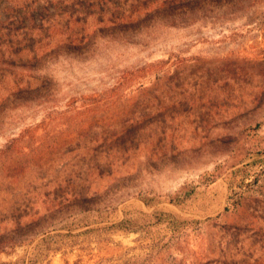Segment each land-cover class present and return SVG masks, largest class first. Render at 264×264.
Here are the masks:
<instances>
[{
    "label": "rangeland",
    "instance_id": "obj_1",
    "mask_svg": "<svg viewBox=\"0 0 264 264\" xmlns=\"http://www.w3.org/2000/svg\"><path fill=\"white\" fill-rule=\"evenodd\" d=\"M45 6L0 0V98L27 75L51 87L0 117V264H264V0L54 49L35 74L12 54L40 45L34 23L60 24L38 32L47 51L80 27L66 2ZM98 146L124 152L102 158L117 175L78 186L96 190L90 210L16 225Z\"/></svg>",
    "mask_w": 264,
    "mask_h": 264
},
{
    "label": "trees",
    "instance_id": "obj_2",
    "mask_svg": "<svg viewBox=\"0 0 264 264\" xmlns=\"http://www.w3.org/2000/svg\"><path fill=\"white\" fill-rule=\"evenodd\" d=\"M47 1L49 0H33L35 9L42 8L46 12H51L45 6ZM241 1L245 0H56V4L61 5L66 2V5L72 8L71 11L68 10L69 15L64 19L65 25L71 29L80 26L78 33H73L64 38L54 35L52 38L54 40L53 49L50 48L47 51L42 46L41 39L43 38L38 32L57 28L60 24L59 22L51 24L47 19L40 18L38 23H34V28L37 30L36 43L40 45L34 51H19L12 54L17 55L23 62L21 64L23 70H30L35 73L42 69L39 65L43 58L51 55L54 49L55 52L62 50L68 54H83L88 50V45L93 40L96 42L97 39L105 36L124 37L129 33L130 35H137L148 28L170 25L178 19L204 14L211 7L219 9L225 5L237 4ZM40 4L43 5L40 7ZM73 7L80 15L74 20L72 19ZM43 26L44 28L39 30ZM51 43L52 41H49L46 46ZM26 77L29 78L27 81L14 82L10 85L7 92L0 98V117L3 110H7L9 106L13 107V105L24 103L40 106L50 99L47 97H49L51 87L45 81L46 75L39 76L43 79L42 81L34 79L32 75ZM30 79L32 81H29ZM151 92L154 93L155 90L146 89L143 91V95ZM22 136L23 134L20 133L17 138L11 139L5 148L8 149L10 143L12 145L20 141ZM81 152L83 157H89L88 161H83L80 165H64L61 169L64 176L60 179L53 178L48 183L51 190L48 195H52L48 209L41 214L35 213L33 217L23 215L22 217L25 218L23 220H21L22 217H19L21 221L16 222L17 226L36 227L41 223L53 220L55 216L66 218L76 209L88 211L94 206V197L91 195H94L96 190L92 193H81L78 186L90 183L93 179L112 178L117 175L122 165H112L111 163L107 165L104 161L110 156H118L124 151L98 146L89 149L83 148ZM72 167L74 170H70ZM0 239L3 240L4 238L0 237ZM3 248V244L0 243V251Z\"/></svg>",
    "mask_w": 264,
    "mask_h": 264
}]
</instances>
